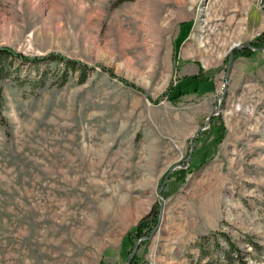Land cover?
<instances>
[{
  "label": "rangeland",
  "instance_id": "obj_1",
  "mask_svg": "<svg viewBox=\"0 0 264 264\" xmlns=\"http://www.w3.org/2000/svg\"><path fill=\"white\" fill-rule=\"evenodd\" d=\"M259 35L264 0H0V48L85 68L0 78V264H264Z\"/></svg>",
  "mask_w": 264,
  "mask_h": 264
},
{
  "label": "trees",
  "instance_id": "obj_2",
  "mask_svg": "<svg viewBox=\"0 0 264 264\" xmlns=\"http://www.w3.org/2000/svg\"><path fill=\"white\" fill-rule=\"evenodd\" d=\"M262 38H263V36L259 35L255 41L251 42V44L254 47H258L259 45H262L264 43ZM243 50L248 51L250 53H251V51H253L250 48H246ZM13 58L20 59L22 62H28V63L32 64L34 67H38L40 63H44V62H62L67 66L66 67L67 70L64 72L65 73V79L68 77L70 71L82 69V67H83V69H82L83 73H85V71H84L85 68L79 61L66 58V57L62 56L61 54L50 53V54H46V55H42V56L29 57V56H26L22 53L16 52V51L12 50L11 48H0V78H5L9 74L8 73L9 68L13 63L11 59H13ZM202 71H201L200 75H202V73H203ZM200 75L186 78L185 81L191 82L192 80L198 78ZM46 77H47V72H44L39 79L44 80ZM170 96L172 97L173 94L171 93ZM0 108H1V104H0ZM178 173L180 175H182V177H181L182 179L185 177L183 170L178 171ZM154 223H155V220L153 218H145L139 225H137L136 227H134L133 229H131L128 232L127 237L129 238L130 236L131 237L136 236L137 238H140V237L144 236L147 233V231L152 228V225ZM223 236H225L226 239H228V243L231 246H234V244H232V242L230 241L229 237L226 234L223 233ZM205 239H207V238L205 236H203L202 240H205ZM236 259L237 258H235L234 256L230 257V261L233 263ZM238 260H240V261H238L237 264H246L244 261H241L240 257H238Z\"/></svg>",
  "mask_w": 264,
  "mask_h": 264
},
{
  "label": "water",
  "instance_id": "obj_3",
  "mask_svg": "<svg viewBox=\"0 0 264 264\" xmlns=\"http://www.w3.org/2000/svg\"><path fill=\"white\" fill-rule=\"evenodd\" d=\"M247 46H249V45H247ZM237 47H238V46L234 45V46L232 47V50H234V49L237 48ZM227 81H228V77H227ZM213 114H215V113H213ZM213 114H211V115L208 117L207 123L210 122L211 117L213 116ZM203 128H204V127L199 128L198 131H200V130L203 129ZM194 137H195V136H194ZM194 137L192 138V149H194ZM145 238H150V237H145ZM137 248H138V245L135 246L134 252L136 251Z\"/></svg>",
  "mask_w": 264,
  "mask_h": 264
}]
</instances>
